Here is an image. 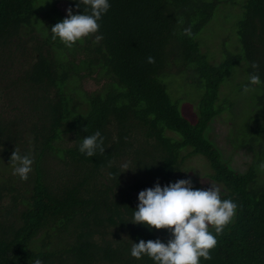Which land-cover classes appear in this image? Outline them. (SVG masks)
<instances>
[{
	"label": "trees",
	"instance_id": "16d2710c",
	"mask_svg": "<svg viewBox=\"0 0 264 264\" xmlns=\"http://www.w3.org/2000/svg\"><path fill=\"white\" fill-rule=\"evenodd\" d=\"M60 1L0 0V264H156L131 256L141 239L171 237L131 222L138 193L189 179L193 156L238 206L200 264H264V0H109L103 39L72 48L51 38L67 16ZM78 2L66 0L90 14ZM222 7L239 14L231 46L219 18L228 32L215 54L200 37ZM215 118L240 135L229 140L251 156L243 170L209 138ZM97 130L105 153L87 157L79 145ZM13 151L33 159L27 180L14 174Z\"/></svg>",
	"mask_w": 264,
	"mask_h": 264
},
{
	"label": "clouds",
	"instance_id": "9594fccd",
	"mask_svg": "<svg viewBox=\"0 0 264 264\" xmlns=\"http://www.w3.org/2000/svg\"><path fill=\"white\" fill-rule=\"evenodd\" d=\"M81 3L90 6V14H87L88 7L83 13L75 15L71 7L67 8V16L51 26L53 41L59 39L66 47L72 48L77 42L99 32L98 22L111 7L109 0H79L76 7L80 8ZM179 22L183 23V20ZM183 35H193L191 26L183 29ZM102 39V35H95V42ZM147 60L155 63L154 57L150 56ZM251 67L258 69L259 64L252 62ZM249 81L251 85L262 83L258 74L250 75ZM249 90V86L245 85L243 91ZM84 131H87L86 127ZM79 151L87 157H93L97 152L104 154V137L100 131L85 136ZM10 159L15 165L14 174L21 180H27L33 159L18 151H13ZM121 167L123 171L130 169L128 163ZM138 201L131 222L146 225L149 229H166L171 234L167 243L159 238L133 243L132 257L141 259L148 256L156 264H200V258L210 260L211 250L218 243L217 236L233 221L238 207L231 199H221L218 187L211 185L207 189H194L190 178L179 179L163 187L157 182L153 187L140 191ZM210 226L214 227L215 235L209 230ZM35 264L42 262L37 260Z\"/></svg>",
	"mask_w": 264,
	"mask_h": 264
},
{
	"label": "rangeland",
	"instance_id": "374dc122",
	"mask_svg": "<svg viewBox=\"0 0 264 264\" xmlns=\"http://www.w3.org/2000/svg\"><path fill=\"white\" fill-rule=\"evenodd\" d=\"M237 3L241 4L240 0H236ZM58 7L62 10V12H66L67 4L66 0H61L58 3ZM223 10H219V14L215 17V19L211 23H207L201 32L203 34L201 35L200 39L204 40V42L210 46V49L215 52V54H218V51L215 49L217 42V39L221 37V35H225L228 31L231 33L228 38L224 41L225 44L231 46V42L233 41V33H232V24L230 25V22L234 20L235 17L238 16V12H229V10L226 7H222ZM223 17L226 21L229 22L228 24V31L225 30V21L218 22L219 18ZM201 42V41H200ZM202 46H204L203 42H201ZM234 50V49H233ZM86 80V79H85ZM84 80V86L90 87L94 85V80L90 78L85 82ZM235 87V84H234ZM248 91L246 94L241 92L240 97L245 99H251V93ZM188 108V107H187ZM186 108V109H187ZM248 111V108H245ZM241 116L244 113V109H240ZM249 116H247L248 118ZM227 122V121H226ZM224 122L220 118H215L210 123V127L208 129V136L209 138L217 145V147L220 149L222 157L225 158L230 164H232L235 168L239 170H243L247 164L248 161L251 160V156L249 155V152L246 151L244 147H233L229 140V138L232 140L239 137L237 133H233L228 128V124ZM202 159L193 156L189 158V161L187 163L188 169L186 170L188 178H190L195 184H199L201 186H217L220 187L218 183H215L212 180H209L207 177H205L203 174L204 169L201 168Z\"/></svg>",
	"mask_w": 264,
	"mask_h": 264
}]
</instances>
